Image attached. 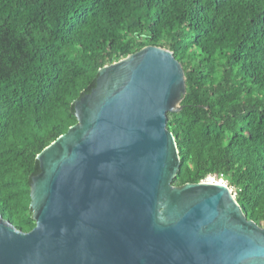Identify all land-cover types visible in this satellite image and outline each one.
Returning a JSON list of instances; mask_svg holds the SVG:
<instances>
[{"label": "trees", "instance_id": "obj_1", "mask_svg": "<svg viewBox=\"0 0 264 264\" xmlns=\"http://www.w3.org/2000/svg\"><path fill=\"white\" fill-rule=\"evenodd\" d=\"M148 45L184 70L172 183L221 174L264 227V0H0V214L16 229L35 226L36 156L77 122L74 101Z\"/></svg>", "mask_w": 264, "mask_h": 264}, {"label": "water", "instance_id": "obj_2", "mask_svg": "<svg viewBox=\"0 0 264 264\" xmlns=\"http://www.w3.org/2000/svg\"><path fill=\"white\" fill-rule=\"evenodd\" d=\"M186 94L169 49L148 45L98 70L77 122L37 156L35 226L0 214V264H264V227L228 185L172 181L167 114Z\"/></svg>", "mask_w": 264, "mask_h": 264}, {"label": "built area", "instance_id": "obj_3", "mask_svg": "<svg viewBox=\"0 0 264 264\" xmlns=\"http://www.w3.org/2000/svg\"><path fill=\"white\" fill-rule=\"evenodd\" d=\"M213 181H219L221 182L222 184H225L227 185V181L226 179L224 178L223 175H218V174H208L203 180H201L200 182H212Z\"/></svg>", "mask_w": 264, "mask_h": 264}, {"label": "rangeland", "instance_id": "obj_4", "mask_svg": "<svg viewBox=\"0 0 264 264\" xmlns=\"http://www.w3.org/2000/svg\"><path fill=\"white\" fill-rule=\"evenodd\" d=\"M231 190H232L233 194L235 195V189L231 188Z\"/></svg>", "mask_w": 264, "mask_h": 264}, {"label": "bare ground", "instance_id": "obj_5", "mask_svg": "<svg viewBox=\"0 0 264 264\" xmlns=\"http://www.w3.org/2000/svg\"><path fill=\"white\" fill-rule=\"evenodd\" d=\"M212 183H221V182H219V181H216V182H215V181L212 180Z\"/></svg>", "mask_w": 264, "mask_h": 264}]
</instances>
